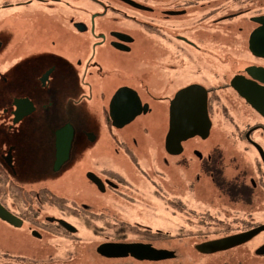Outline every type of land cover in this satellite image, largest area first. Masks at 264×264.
<instances>
[{
	"label": "flooded vegetation",
	"instance_id": "flooded-vegetation-1",
	"mask_svg": "<svg viewBox=\"0 0 264 264\" xmlns=\"http://www.w3.org/2000/svg\"><path fill=\"white\" fill-rule=\"evenodd\" d=\"M128 1L0 0V202L23 221L16 228L0 220V264H180L179 244L191 251L188 264H264V230L250 237L264 229V56L251 48L254 36V49L264 53V0ZM191 87L207 101L210 134L169 146L171 102ZM121 89L127 102L132 91L138 95L141 114L119 128L111 101ZM15 114L23 118L17 124ZM67 124L82 171L78 189L57 194L36 185L52 181L51 145ZM91 201L103 211L90 214ZM117 211L129 221H139L132 213L158 211L188 234L122 225ZM84 218L89 230L76 224ZM101 219L142 237L112 232L103 244L151 245L174 257L101 255L103 244L86 238ZM13 232L31 240L16 245ZM50 237L67 241L70 252L56 259ZM231 237L240 243L197 250Z\"/></svg>",
	"mask_w": 264,
	"mask_h": 264
},
{
	"label": "water",
	"instance_id": "water-1",
	"mask_svg": "<svg viewBox=\"0 0 264 264\" xmlns=\"http://www.w3.org/2000/svg\"><path fill=\"white\" fill-rule=\"evenodd\" d=\"M128 1V0H126ZM131 4H134L136 7L143 8V6L135 3L130 2ZM254 36L251 40V48L254 51V53L258 56L263 55L264 53H260L257 50L254 49ZM126 50H129L127 48ZM54 69L50 70L48 75H50ZM242 80H244L242 77L236 79L233 82L234 86H237V83H241ZM245 82V80H244ZM238 87V86H237ZM126 90L121 89L118 91L114 99L111 101V119L113 120V124L116 127L122 128L123 126L131 123L138 115L141 114V108H140V100L138 99V95L132 91V98H134V101L131 102L127 100H124V96L126 95ZM250 94V91H248ZM131 103L132 106L130 114L128 112H125L127 109V105ZM171 112H170V127L167 134L166 141L170 144L169 146H172L171 144L173 142H182L184 140L189 139L190 137H193L197 134H206L209 135L211 130V120L209 118V114L207 111V101L205 97H199V95H196V92L194 90V87L187 88L181 92H179L175 98L174 101L171 102ZM146 111V110H144ZM14 124H17L19 121H21L22 115H16L14 116ZM76 132H74V129L71 125H66L62 129L58 130L55 133V140L53 145H51V155L49 156V166H48V172L50 175H48V178H51L52 180H60L64 179L65 177L69 176V178L76 182L79 179V176L81 174L82 169L77 165V160H79L76 152V146L73 147L74 141H77ZM96 139V136L94 133L87 134V140L89 142H94ZM176 145V143L174 144ZM178 146V145H176ZM72 150V152H71ZM78 158V159H77ZM9 163L11 161H8ZM37 168L36 172L37 174L42 173L44 170L43 166L37 162ZM9 166L12 168L13 176H15L14 173H16V169L13 165ZM73 169L70 170L69 169ZM28 171V169H27ZM68 171V172H66ZM17 177L22 176L20 171L18 174H16ZM23 176H28V173H24ZM88 179L91 180L101 191L104 189V183L103 181L94 173H88L87 175ZM14 178V177H13ZM37 180L39 178H36ZM47 187L48 189H51L52 191L56 192H63L68 190V188L65 189H59L54 190V188L48 186V185H36L37 188L41 187ZM58 191V192H57ZM68 194V191L64 192ZM0 220L16 227L20 228L23 225V221L19 219L18 217L11 214L0 202ZM68 226V225H67ZM69 227V226H68ZM264 229H257L251 232L250 237H254L258 233H260ZM35 235L38 237L39 235L35 233ZM237 237H231L223 240H218L216 242L202 244L197 246V250L201 253H210L218 250H225L228 248H231L232 246L238 245ZM99 253L101 255L106 257H123L128 254L135 255L141 260H147V261H156V260H165V259H171L174 257L173 253L165 252V251H158L151 247V245H144V244H117V243H107L100 246ZM260 253V252H259ZM260 254H264V251H262Z\"/></svg>",
	"mask_w": 264,
	"mask_h": 264
},
{
	"label": "rangeland",
	"instance_id": "rangeland-1",
	"mask_svg": "<svg viewBox=\"0 0 264 264\" xmlns=\"http://www.w3.org/2000/svg\"><path fill=\"white\" fill-rule=\"evenodd\" d=\"M124 172H126V169H125ZM46 185L54 188V190L65 189V188H68V189L69 188H73V189H70V190L74 191V190L78 189V188H76L77 187L76 182H73L69 178V176L65 177L64 179H60V180H52V181L48 182V184H46ZM66 191H68V190H66ZM66 191H63V192H66ZM68 194H69V191H68ZM75 194L76 193H74V195ZM84 198H85V196H84ZM90 204H91V207H90V212L91 213L90 214H97L98 212L101 213L103 211V209H102L103 206H101L100 202L96 203L94 201H91ZM137 211H139V210H137ZM137 211L135 210V212H137ZM145 212L142 211V212H138V213H132L133 215H136L135 216L136 219L139 220V221H136V220H134V221L139 222V223L144 224V225H148L149 224L148 226L152 227V228H155L157 225H160V226H168L169 225V227L172 228V232H173L172 234L173 235H178L177 232H180L181 235L188 234V232L186 230H179V229H177V227H174V226H176L175 223H167V220H166L167 218H165V220L162 221L163 218L160 216L161 213H159L158 211L153 212L152 215L150 213H145ZM118 214L121 215V219H120L119 222L122 225H127V226L131 227V226L136 224V223H134V221H129L127 219V216L123 215V213L118 212ZM99 216L101 218L103 217L101 215H99ZM114 217H116V216H114ZM103 220H105V219H101L100 220L99 228L95 229V231L94 230H90L91 234H89L86 237V238H89V240L95 242L97 245H101L104 242L106 243L107 242L106 240H108L107 238H111L110 234L112 232H114L115 236H117V237L121 236V239H124V238H135L137 240H141V238H142L139 235L136 237V234H138L136 232L137 230L136 231H131V230H129V229H131L129 227L121 228V225L120 226L117 225V227H116V225L108 224V222L111 223V221L105 220L104 222H102ZM177 221H179V220H177ZM87 222L88 221L85 219L84 222H82V220H80V222H77L76 224H77L78 227H83V228H87L88 229V227L90 228V226H89V224L88 225L86 224ZM122 222H125V223H122ZM128 224H130V225H128ZM141 228L143 229L144 227L141 226ZM197 230H200V229H197ZM125 235L127 237H124ZM141 235L144 238L146 235H149V233L148 232H144ZM9 236L13 237L15 240H17V242L15 240H13L16 245L19 244V243H28L29 240H31V238L28 237L23 232L22 233L13 232V234L12 235L9 234ZM117 237H115V238H117ZM49 239H51L50 241H52V243H53V244L51 243L52 246H51V249L49 250V253H51L54 257H56V259H57V255L63 256L64 254L70 252L69 248L66 246L67 245V241H63V239L61 240V238H58V237H50ZM85 240H84V242H85ZM2 242H3L4 245H6L4 243V241H2ZM2 242L0 240L1 246H2ZM8 244H12V243H8ZM173 247L182 250V252L186 256V260L185 259H183L182 261L179 260L180 264H188L190 261L194 260L188 245L179 244V245H175ZM47 262H48V264H76L75 260H73V261H61V262H58V261L57 262H49L47 260ZM7 264H9V263H7ZM41 264H44V260H42ZM80 264H81V262H80ZM148 264H150V263H148ZM212 264H222V262H217V263H212ZM228 264H237V261L236 260H229Z\"/></svg>",
	"mask_w": 264,
	"mask_h": 264
}]
</instances>
